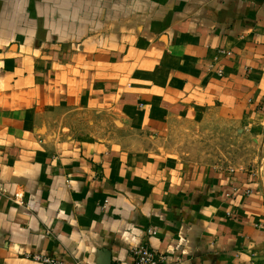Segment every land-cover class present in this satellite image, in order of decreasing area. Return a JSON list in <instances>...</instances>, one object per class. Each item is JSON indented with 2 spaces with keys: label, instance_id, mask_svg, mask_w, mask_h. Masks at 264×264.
Here are the masks:
<instances>
[{
  "label": "crops",
  "instance_id": "obj_1",
  "mask_svg": "<svg viewBox=\"0 0 264 264\" xmlns=\"http://www.w3.org/2000/svg\"><path fill=\"white\" fill-rule=\"evenodd\" d=\"M263 54L264 0H0V264H134L140 245L169 264H264V163L58 134L67 111L151 138L218 111L262 137Z\"/></svg>",
  "mask_w": 264,
  "mask_h": 264
},
{
  "label": "rangeland",
  "instance_id": "obj_2",
  "mask_svg": "<svg viewBox=\"0 0 264 264\" xmlns=\"http://www.w3.org/2000/svg\"><path fill=\"white\" fill-rule=\"evenodd\" d=\"M58 120L67 122L65 126H59L60 136L93 133L97 137H105L108 141L124 139L129 148L148 149L184 165L242 170L261 167L262 171L264 163V136H259L252 127L248 131L245 126L244 128L227 119L218 111L211 113L200 123L170 121L165 135L157 134L156 138L125 130L115 134L120 125L113 123L108 113L104 112L94 115L67 111L59 114ZM96 122L100 126L97 132L93 130V124ZM0 194L5 195L3 188L0 189ZM24 197L23 191H18L13 199L17 205L28 208Z\"/></svg>",
  "mask_w": 264,
  "mask_h": 264
},
{
  "label": "built area",
  "instance_id": "obj_3",
  "mask_svg": "<svg viewBox=\"0 0 264 264\" xmlns=\"http://www.w3.org/2000/svg\"><path fill=\"white\" fill-rule=\"evenodd\" d=\"M232 54L233 53L231 51H226L224 49L219 50L218 56L214 58L209 69L213 70L215 68L216 63L218 62V57L220 56L231 57ZM217 73L219 74V76L223 75L222 70H217ZM247 194H250V192H248ZM150 233L154 235L156 234L154 231H150ZM130 254L134 259V264H169L168 258L165 255L159 254L145 245L133 247L130 251ZM31 259L35 262H39L43 264H84L81 261H77L75 263H67L49 257H44L41 255H34L31 257Z\"/></svg>",
  "mask_w": 264,
  "mask_h": 264
},
{
  "label": "water",
  "instance_id": "obj_4",
  "mask_svg": "<svg viewBox=\"0 0 264 264\" xmlns=\"http://www.w3.org/2000/svg\"><path fill=\"white\" fill-rule=\"evenodd\" d=\"M108 264H111V262L109 261Z\"/></svg>",
  "mask_w": 264,
  "mask_h": 264
}]
</instances>
